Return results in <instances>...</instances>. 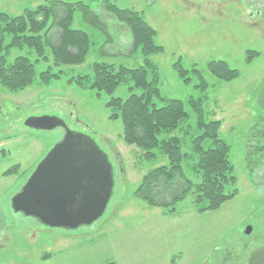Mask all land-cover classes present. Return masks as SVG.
<instances>
[{
	"label": "rangeland",
	"instance_id": "1",
	"mask_svg": "<svg viewBox=\"0 0 264 264\" xmlns=\"http://www.w3.org/2000/svg\"><path fill=\"white\" fill-rule=\"evenodd\" d=\"M52 1L84 2L107 27L97 28L76 12L71 28L91 39L85 63L63 68L58 80L46 84L39 75L54 64V54L47 48L35 67L32 85L12 92L0 81V264H251L253 254L264 249V0L111 1L141 13L157 32L156 42L164 52L151 59L158 66L161 98L184 102L189 113L185 131L176 132L183 139V150L190 151L191 139L198 133L190 98H203L207 114L222 123L221 137L231 148L237 194L204 214L196 210L193 196L169 208L149 207L134 196L143 178L169 161L157 151L154 158L144 157L141 149L125 142L121 122L110 118L112 109L106 103L113 97L126 100L132 83L121 84L111 96H97L87 85L70 81L92 77L95 62L131 69L143 65L131 32L105 10L106 0H0V18L36 16L40 6L54 8ZM50 18L52 24L55 19ZM4 28L0 23V32ZM58 28L48 35L50 45L61 36ZM26 35L33 37L29 30ZM1 38L4 47L13 46L2 53L10 62L19 56L38 58L27 47L20 50L19 39L14 41L9 32ZM249 50L259 55L250 59ZM179 60L186 70L195 67L202 73L209 83L206 92L196 88L199 79L192 73L189 83L179 77L174 68ZM218 60L238 70L239 77L231 82L215 78L208 64ZM60 71L53 66V74ZM155 103L163 105L162 100ZM70 111L80 122L78 131L96 139L109 155L115 186L101 219L67 231L14 213L11 201L64 137L61 128L34 130L25 121L47 115L72 126ZM14 166L16 170L6 174ZM249 227L251 233L246 234Z\"/></svg>",
	"mask_w": 264,
	"mask_h": 264
},
{
	"label": "trees",
	"instance_id": "2",
	"mask_svg": "<svg viewBox=\"0 0 264 264\" xmlns=\"http://www.w3.org/2000/svg\"><path fill=\"white\" fill-rule=\"evenodd\" d=\"M111 1H105L104 9L112 11L109 13L129 29L134 49L140 50L143 55V65L131 69L123 65L95 62L91 65L92 77L88 76L87 79L85 76H79L78 79L71 78L70 81L80 86L87 85L96 91L97 96L102 93L111 96L121 84L132 83L129 88L130 96L126 100L113 97L106 103L107 107L112 109L110 118L121 122L125 142L141 149L144 157L154 158L157 151L169 161V164L155 168L143 178L134 193L136 198L149 207L169 208L193 196V204L199 214L218 210L237 194V180L230 161L231 148L221 137V121L214 119L213 114H207L203 98H190L188 104L196 115L198 133L191 139L190 151L183 150V139L176 132L185 131L184 124L189 118V113L184 102L161 98L158 66L151 59L153 55L164 52V48L156 42L157 32L141 13L133 9H121ZM52 3L54 8L40 6L36 16L12 19L1 15L0 23L6 28L0 32V36L5 31L9 32L14 36V41L19 39L20 50L27 47L38 57L36 61H32L29 56H19L10 62L7 55L2 53L13 46L11 44L4 47L1 38L0 81L9 91H20L33 84L35 67L40 64L41 57H45L47 48L54 54L53 66L61 71L55 76L57 74L52 73L53 66L49 65L47 70L39 75V79L46 84L50 80H58L59 75L64 73L63 68L85 63L91 49V39L86 32L71 28L76 12H81L84 19L97 28L107 27L100 15L84 2ZM30 13L32 11L28 14ZM50 17L55 19L52 24ZM57 25L62 32L61 36L50 45L48 35ZM28 30L33 37L26 35ZM18 32L19 38L16 37ZM247 54L253 59L259 52L249 50ZM47 59L46 57V62ZM174 68L184 82L191 81L189 76L192 73L199 79L196 88L203 92L208 90L209 83L197 68L186 70L181 60ZM208 68L215 78L225 82H231L240 75L238 70L232 69L222 60L210 62ZM157 99L162 100V106L159 107L155 103ZM185 166L189 169L191 177L187 176ZM17 167L14 166L6 174H11ZM251 264H264V249L253 254Z\"/></svg>",
	"mask_w": 264,
	"mask_h": 264
},
{
	"label": "water",
	"instance_id": "3",
	"mask_svg": "<svg viewBox=\"0 0 264 264\" xmlns=\"http://www.w3.org/2000/svg\"><path fill=\"white\" fill-rule=\"evenodd\" d=\"M29 129L64 130L58 142L11 201L16 214L48 228L78 230L101 219L114 192L109 156L90 136L71 130L55 116L31 117ZM251 233V228L246 234Z\"/></svg>",
	"mask_w": 264,
	"mask_h": 264
},
{
	"label": "flooded vegetation",
	"instance_id": "4",
	"mask_svg": "<svg viewBox=\"0 0 264 264\" xmlns=\"http://www.w3.org/2000/svg\"><path fill=\"white\" fill-rule=\"evenodd\" d=\"M67 117H68V120L70 121V124H72V126H70L68 121L66 120V124L69 126V128H71L74 131L79 132L78 130H79L80 122L77 118H75V111H70Z\"/></svg>",
	"mask_w": 264,
	"mask_h": 264
}]
</instances>
